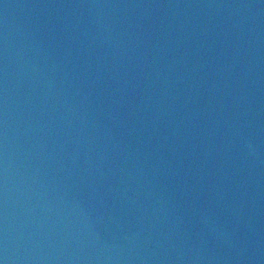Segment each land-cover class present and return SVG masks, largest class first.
Wrapping results in <instances>:
<instances>
[{
	"label": "water",
	"instance_id": "1",
	"mask_svg": "<svg viewBox=\"0 0 264 264\" xmlns=\"http://www.w3.org/2000/svg\"><path fill=\"white\" fill-rule=\"evenodd\" d=\"M0 264H254L145 0H0Z\"/></svg>",
	"mask_w": 264,
	"mask_h": 264
}]
</instances>
